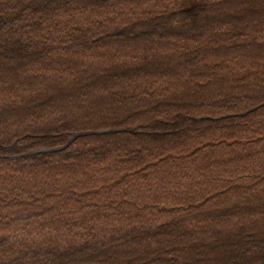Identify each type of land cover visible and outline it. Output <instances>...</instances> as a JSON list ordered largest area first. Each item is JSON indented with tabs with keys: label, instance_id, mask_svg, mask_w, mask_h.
Instances as JSON below:
<instances>
[{
	"label": "trees",
	"instance_id": "1",
	"mask_svg": "<svg viewBox=\"0 0 264 264\" xmlns=\"http://www.w3.org/2000/svg\"><path fill=\"white\" fill-rule=\"evenodd\" d=\"M0 264H264V0H0Z\"/></svg>",
	"mask_w": 264,
	"mask_h": 264
},
{
	"label": "rangeland",
	"instance_id": "2",
	"mask_svg": "<svg viewBox=\"0 0 264 264\" xmlns=\"http://www.w3.org/2000/svg\"><path fill=\"white\" fill-rule=\"evenodd\" d=\"M113 130H109V131H107V132H112ZM101 132H105V131H100L99 133H101ZM95 133H98V132H81V133H78V134H76V135H73L70 139H69V141H68V143L72 140V139H74V137L75 136H81V135H87V134H95ZM15 143H13V145H14ZM12 145V146H13ZM12 146H8L7 148H11ZM43 151H45V149H37V150H34V151H30L29 153H27V155H29V154H35V153H38V152H43Z\"/></svg>",
	"mask_w": 264,
	"mask_h": 264
},
{
	"label": "water",
	"instance_id": "3",
	"mask_svg": "<svg viewBox=\"0 0 264 264\" xmlns=\"http://www.w3.org/2000/svg\"><path fill=\"white\" fill-rule=\"evenodd\" d=\"M75 137H76V136H75ZM75 137H74V138H75Z\"/></svg>",
	"mask_w": 264,
	"mask_h": 264
}]
</instances>
